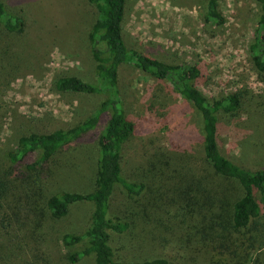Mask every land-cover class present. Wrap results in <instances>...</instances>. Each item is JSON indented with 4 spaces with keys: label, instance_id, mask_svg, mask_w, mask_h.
Listing matches in <instances>:
<instances>
[{
    "label": "rangeland",
    "instance_id": "obj_1",
    "mask_svg": "<svg viewBox=\"0 0 264 264\" xmlns=\"http://www.w3.org/2000/svg\"><path fill=\"white\" fill-rule=\"evenodd\" d=\"M206 0H127L124 29L129 46L165 58L174 54L185 64L203 65L207 75L197 85L211 100L222 93L245 89L251 97L249 116L242 115L226 124L221 134L225 157L246 168L264 166V82L255 74L248 55L255 23L256 4L246 0H220L224 22L211 26L208 34L202 15ZM8 11L19 13L25 22L21 34L0 31V100L7 112L0 124V170L8 167L5 153L16 140L36 131L41 121L55 125H77L87 121L102 96L60 94L53 88L58 77H77L94 81V64L86 43L93 13L86 0H1ZM99 47L103 49V44ZM124 112L136 129L124 146L122 175L129 181H147L156 163H169L180 179L188 182H213L212 170L201 153L198 117L178 97L157 92L154 83L128 65L120 67ZM168 95V96H166ZM150 107L152 113H147ZM92 133L102 127L104 117L95 122ZM186 132V143L179 140ZM97 147L91 141L74 145L57 154L58 178L48 194L61 191L88 193L96 170ZM36 153L32 154L31 162ZM149 171L151 173H149ZM42 192L41 198L48 195ZM147 190L143 199L148 198ZM225 202L226 199H223ZM42 202L39 200L38 203ZM117 191L111 202L109 217L122 220L142 210ZM149 206V205H148ZM127 207L129 211H127ZM228 210V209H227ZM90 203L70 209L62 220L49 218L42 210L33 229L39 243L35 246L34 264H69L66 256L83 245L66 249L60 240L64 233L83 232L88 223ZM154 209L147 207L151 221L140 220L122 234H112L119 243L114 258L131 260L166 259L170 264H264V250L248 257L219 258L201 229L212 226L213 219L200 214H184L175 220L159 223ZM146 223V225H145ZM224 223H227L225 216ZM122 246V247H120ZM108 251V247L105 249ZM259 258V259H257ZM76 264H94L88 256Z\"/></svg>",
    "mask_w": 264,
    "mask_h": 264
},
{
    "label": "trees",
    "instance_id": "obj_2",
    "mask_svg": "<svg viewBox=\"0 0 264 264\" xmlns=\"http://www.w3.org/2000/svg\"><path fill=\"white\" fill-rule=\"evenodd\" d=\"M126 1L86 0L94 16L86 34L94 81L58 77L53 82L54 90L60 94L102 96L87 121L54 127L48 121H41L36 131L20 136L15 147L5 153L9 166L0 170V264H34L32 257L35 258L39 241L33 229L39 222L38 212L42 210L50 219L59 221L72 207L86 202L90 203L91 212L83 232L64 233L60 240L66 249L83 245L66 256L69 264L88 256L93 257L94 264H170L163 258L131 260L113 256L119 243L111 235L125 233L133 223L145 218L151 221L147 207L154 209L159 223L190 213L215 220L208 229H201V241L206 240L219 258L248 257L252 252L257 255L264 250V166L246 168L230 160L223 154L220 141L226 124L250 115L249 108H253L248 103L252 96L239 88L208 100L197 87L207 75L203 65L185 64L174 54L161 58L129 46L124 29ZM246 1L256 4L248 55L256 76L264 82V0ZM202 20L210 35L214 30L209 27L223 24L220 0L205 1ZM24 26L19 13L6 10L0 0V31L21 34ZM123 65L138 70L154 83L157 92L153 99H160L156 94L163 95L165 91L194 111L200 124L201 153L212 170L213 182L180 179L167 162L151 167L154 173L150 177L148 174L146 182L123 178L124 146L136 129L124 112L120 71ZM7 110V104L0 100V124ZM151 110L146 109L148 114ZM103 117L101 129L93 134L90 120L97 123ZM185 133L179 136L182 143H186ZM93 138L97 157L91 190L48 194L58 178L57 154ZM34 153L36 158L31 162ZM145 190L149 197L143 203ZM117 191L132 204L142 206V210L129 209L126 219H111L110 202ZM42 192L48 195L41 198Z\"/></svg>",
    "mask_w": 264,
    "mask_h": 264
}]
</instances>
